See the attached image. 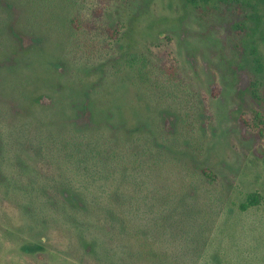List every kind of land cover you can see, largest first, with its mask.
<instances>
[{"label":"rangeland","instance_id":"rangeland-1","mask_svg":"<svg viewBox=\"0 0 264 264\" xmlns=\"http://www.w3.org/2000/svg\"><path fill=\"white\" fill-rule=\"evenodd\" d=\"M37 129L139 135L211 168L216 215L200 198L177 226L203 245L193 264H264V0H0V264H139L33 195L56 174Z\"/></svg>","mask_w":264,"mask_h":264},{"label":"trees","instance_id":"trees-1","mask_svg":"<svg viewBox=\"0 0 264 264\" xmlns=\"http://www.w3.org/2000/svg\"><path fill=\"white\" fill-rule=\"evenodd\" d=\"M36 131L39 137L31 150L45 156V164L56 171L46 180L38 177V182H47V186L41 184L33 190V195L45 202L44 208L72 220L81 214L93 215L101 221L109 243L117 238L139 264H178L177 260L193 264L199 259L203 249L199 236L188 231L189 227L178 230L177 226L189 221H180L181 217L203 215L195 208L200 198L214 206L206 216L216 215L221 201L208 186L218 179L211 168L199 169L205 181L196 178L195 172L185 169L180 161L166 158L151 140H140L139 135L53 131L46 135ZM57 134L59 139L53 137ZM7 150L14 153L18 147L11 145ZM261 200L259 193L251 192L239 206L247 209ZM174 227L182 233L173 232Z\"/></svg>","mask_w":264,"mask_h":264}]
</instances>
